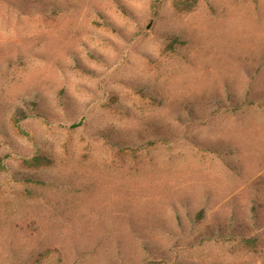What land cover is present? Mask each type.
Here are the masks:
<instances>
[{
	"label": "rangeland",
	"instance_id": "obj_1",
	"mask_svg": "<svg viewBox=\"0 0 264 264\" xmlns=\"http://www.w3.org/2000/svg\"><path fill=\"white\" fill-rule=\"evenodd\" d=\"M0 264H264V0H0Z\"/></svg>",
	"mask_w": 264,
	"mask_h": 264
}]
</instances>
